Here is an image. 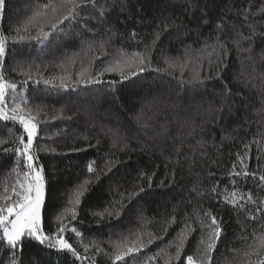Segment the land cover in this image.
Masks as SVG:
<instances>
[{"label": "trees", "instance_id": "16d2710c", "mask_svg": "<svg viewBox=\"0 0 264 264\" xmlns=\"http://www.w3.org/2000/svg\"><path fill=\"white\" fill-rule=\"evenodd\" d=\"M99 2L104 16L99 15V9H89L80 24L70 25L67 34L49 43L9 44L14 51L6 59L5 75L18 84L24 79L17 74L19 66L39 65L42 75L52 78L63 74L58 65L67 66L72 57L75 63L68 72L73 78L87 70L91 75L104 72L101 79L105 81L86 87L70 84L67 90L29 81L18 89V95L27 98L30 105L44 109V122L36 140L39 147L34 151L45 170L42 221L47 233L56 231L58 216L79 184L85 178L92 179L77 219L69 224L82 236L77 237L71 230L65 233V238L89 259L77 261L67 251L27 239L18 259L23 264H111L109 256L95 254L94 248L84 253L83 244H96L110 252L111 242L129 233L163 234L165 221L175 216V223L168 226L163 239L145 250L152 254L175 239L186 215L194 219L196 211L202 215L211 210L222 220L224 229L213 253L214 264H232V249L251 243L250 236L245 242L241 235L258 225L246 219V211L238 212L224 204L222 198L235 188L264 199V185L258 187V179L228 176L233 163H238L236 153L245 151V143L251 144L249 171L264 174V36L246 40L239 35H251L249 22L255 23L258 33L264 32V0ZM36 3L37 0H6V10L0 15V33L11 38L31 16ZM245 15L249 16L248 22ZM218 24H222V30L217 29ZM35 34L32 30L31 35ZM217 36L226 43L229 54L219 69L209 66L208 60L201 62V76L210 79L181 83L179 70L167 69L166 59L183 61L187 47L198 51L206 42L213 44ZM237 40L239 46L234 43ZM146 45L151 48L148 70L122 83H107L120 80L118 73L106 72L107 67L124 55L145 51ZM248 48L251 51L243 50ZM191 68L192 65L185 70L184 80L191 78ZM19 131L18 124L0 122V139L12 141ZM16 159L0 150V189L15 180L11 170ZM109 161L113 162L112 170L102 173L99 180L88 173L90 163L100 170ZM217 185L219 199L211 192ZM141 186L145 191L128 204L119 218L100 220L93 214L113 205L121 192H132ZM253 207L245 205L246 209ZM195 227L197 231L185 248L187 254H196L200 229L199 225ZM3 257L4 249L0 248V258ZM159 264H163V258Z\"/></svg>", "mask_w": 264, "mask_h": 264}, {"label": "snow or ice", "instance_id": "6c2138e0", "mask_svg": "<svg viewBox=\"0 0 264 264\" xmlns=\"http://www.w3.org/2000/svg\"><path fill=\"white\" fill-rule=\"evenodd\" d=\"M89 9H99V15H105L99 0H37L31 16L21 27L15 29V34L11 38L8 34L0 33V122L18 124L21 129L12 141L0 139V150L3 154H13L17 158L14 168L11 170L15 173V180L11 184L5 183L0 189V248L4 249V257L0 258V264H23V261L18 257L22 255L23 244L26 239L34 240L40 245H46L48 248L60 252L67 251L77 261L89 259L87 255H81L77 248L65 238V233L71 230L75 232L77 237L82 236L75 228H69V224L77 219L82 197L88 192L92 179L91 177L85 178L79 184L69 198L63 212L58 216L60 222L56 231L52 234L47 233L43 228L42 221V209L46 195L45 170L39 163V157L34 151V148L39 147L36 140L41 131L40 125L44 122L41 119V113L44 112V109L41 106L30 105L27 98L18 95V89L22 85L26 86L29 81H34L36 84L43 82L45 85L64 90H67L70 84L86 87L90 84L105 83L101 79L104 72L91 75L85 70L78 72L73 78L68 72V68L75 63V57H72L69 59L67 66L63 63L58 65L64 70L63 74L52 78L44 77L39 65L19 66L17 74L24 77L20 84L5 75L6 59L14 51V49H10V43L12 45L22 44L25 41H35L41 45L49 43L67 34L70 25L80 24ZM5 10L6 0H0V15H3ZM261 11H264V8ZM88 14L91 15L90 12ZM244 19L248 22L249 16L245 15ZM83 26L87 27V24L85 23ZM248 26L251 29V35L239 33L242 39L252 40L257 35L264 36V32H257L254 22H249ZM217 29L222 30V24H218ZM32 30H35V35H31ZM21 33H27L28 35H22ZM133 36H135V33H133ZM158 39L159 35L156 36V40ZM234 43L239 46L240 41L237 40ZM154 44L155 40L153 41ZM243 50L251 51V48ZM228 54L229 49L226 43L220 41L219 36H217L213 44H207L206 42L205 46L198 51L187 47L183 61L175 58L166 59L165 63L167 69L179 70L181 83H203L205 79L211 77L201 76V62L208 60L209 66L215 65L219 69L224 66V57ZM213 55L214 59L212 58ZM190 65H192L191 78L184 80V72L189 69ZM150 67L151 48L146 45L145 51L124 55L107 67L106 72H116L120 77L119 81H107V83L112 85L118 82L122 83L144 73ZM155 70L161 71L159 68ZM226 91L230 92V89H226ZM60 118L71 119L72 117L62 116ZM53 119H57V117H53ZM6 144H10V146L4 147ZM126 147L127 145L120 150L124 151ZM243 147L245 151L236 153L238 163H233L228 173L229 178L252 177L258 179V187L264 185V174L248 169V161L252 158L250 154L251 144L245 143ZM21 162L23 167H21ZM112 163V161H109L105 168L98 170L93 162L88 165L87 171L89 174H94L95 179L99 180L102 173L107 174L112 170L110 166ZM209 175H215V173H209ZM151 186V177H149L148 187L151 188ZM218 187L217 185L211 188V192L217 194V199L220 198ZM144 191L145 188L141 186L132 192H121L120 198L113 205L93 214L98 216L100 220L113 217L119 218L128 204ZM200 195H203V193H200ZM222 202L230 205L238 212L246 211V219L256 221L258 225L253 227L250 233L241 235L240 238L245 242L248 241L250 236L251 243H246L241 249H232L234 253L232 264H264V199L258 200L252 192H241L239 189L234 188L223 196ZM247 204L254 207L246 209L245 205ZM175 219V216H173L171 220L165 221L166 227L161 235L136 231L111 242L110 252H106L96 244H83L84 253H88L90 249L94 248L95 254L103 252L109 256L111 264H159L161 258H163V264H214L213 253L217 250L224 229L222 220L213 214L211 210H205L202 215L199 211H196L194 219L186 215L183 227L176 233L173 241L168 242L164 248L152 254L145 251L157 240L163 239V236L167 234L168 226L175 223ZM65 221H68V223ZM195 225H199L200 229L196 254H187L185 248L190 236L197 231ZM242 227L247 228V225H242ZM167 249H174V251L169 252ZM141 253L144 254L141 255ZM253 257L256 259H253Z\"/></svg>", "mask_w": 264, "mask_h": 264}]
</instances>
